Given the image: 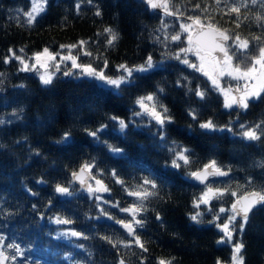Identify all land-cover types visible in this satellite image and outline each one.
<instances>
[{
  "label": "trees",
  "instance_id": "trees-1",
  "mask_svg": "<svg viewBox=\"0 0 264 264\" xmlns=\"http://www.w3.org/2000/svg\"><path fill=\"white\" fill-rule=\"evenodd\" d=\"M77 2L82 5L80 15L75 9ZM172 3L183 13L179 19L166 16L163 11L149 14L141 1L94 0L102 11V16L97 17L87 0H48L47 10L28 26L22 14L29 8L28 0H0V72L4 73L0 77V120L5 121L0 124V236L5 237L6 244L15 243L22 250L17 254L6 249L5 254L16 259L10 258L5 264H119L121 259L125 264H141L142 259L144 264H157L159 258L172 257H175L173 264H216L217 259L230 262L231 246L217 244L221 235L208 221L219 208H229L236 198L226 195L211 199L206 207H200L204 222L193 223L189 219L196 211L192 201L205 186L190 184L185 168L166 166L171 161L168 146L176 142L191 150V170L202 168L213 159L229 170L228 176L206 182L213 188L229 187L240 194L243 189L238 185H246L249 177L255 186H264V169L256 166L264 160V138L247 141L239 136L241 124L264 121V99L253 100L247 110L224 109L220 96L206 79L172 56L186 47L180 24H188L191 21L186 19L188 16H201L205 24L211 23L228 30L232 36L238 34L249 40L251 54L255 55L257 45L264 44V39L259 42L254 39L264 37V22L257 21L255 16L264 15V7L258 3L242 10L241 26L237 28L236 14L225 15L223 3L217 5L215 0H172ZM196 4L200 9L193 11ZM162 20L167 28H162ZM105 27L113 28L119 35L114 46H107ZM176 32L181 33L180 41L165 40V33ZM79 41L87 43L80 46ZM69 44H77L68 52L79 64L91 62L93 67L103 68L107 59L105 71L110 76L119 74L118 64L135 67L149 55L154 67L134 72L132 82L122 85L117 95L75 72L71 76L56 74L52 84L44 86L32 71H18L21 65L15 59L3 63V58L10 55L9 48L27 58L45 47L52 53H63L67 47L60 46ZM85 50L91 55H85ZM241 61L247 64L250 58L240 56L235 62ZM21 84L24 87H19ZM197 86L206 92L205 99L188 91ZM150 93L173 117L165 128L166 141L160 140L155 121L133 115L138 112L137 97ZM189 109L196 110L199 122L211 119L221 128L228 126L233 131L201 130L198 121L188 115ZM112 116L124 119L128 127L121 132L117 122L110 119ZM100 125L106 127L99 133L98 141L84 131ZM66 131L71 133L70 139L57 143ZM109 144L123 151L113 154L108 150ZM85 162L95 165L89 173L95 178L88 184L102 179L110 189L96 195L101 197L100 201L88 197L70 179L72 172ZM113 170L129 188L141 183L144 177L158 185L153 190L158 195L143 202L147 210L138 217L145 221L136 231L147 252L135 246L119 224L100 213L104 209L118 219L131 221L132 217L120 208L140 203L115 182ZM97 171L103 176H97ZM41 180L44 183H38ZM57 183L68 186L72 194H57L54 191ZM114 203L119 207H112ZM157 212L163 218V226L156 220ZM56 217L71 223L57 224ZM218 222L222 223L223 217ZM61 229L80 232L88 239L55 237ZM101 236L131 242V247L113 248ZM235 239L245 245L244 264H264V206L258 207L244 233Z\"/></svg>",
  "mask_w": 264,
  "mask_h": 264
},
{
  "label": "snow or ice",
  "instance_id": "snow-or-ice-1",
  "mask_svg": "<svg viewBox=\"0 0 264 264\" xmlns=\"http://www.w3.org/2000/svg\"><path fill=\"white\" fill-rule=\"evenodd\" d=\"M87 3L95 8L94 15L97 17L102 16V11L100 7L94 4V0H87ZM143 3L148 6L149 9H161L163 10L166 16H175L178 19L183 16L182 11L179 7L173 5L172 0H143ZM217 5L221 3L225 6V15L236 14L235 23L236 27L241 26L240 20L242 15V10H247L249 6H256L258 3L261 7H264V0H215ZM48 0H31V7L24 11L22 14L26 18L25 23L28 26H32L36 21L37 17L47 10ZM81 3L77 2L75 4V9L77 15H80ZM200 9V5L196 4L193 11ZM207 11V9H204ZM186 19L192 21L191 24H180V29L182 32L187 33V43L188 47H181L178 52L174 53L172 58L178 60L180 63L188 66L194 71L200 72L202 75L207 77L211 82L213 88L219 90L224 96V107L231 109L233 106L247 110L249 108L250 102L253 100H262L264 99V44L257 45V52L255 55L251 54L250 44L251 42L247 39H241V37L236 34L232 36L229 34L228 30H222L217 26L207 23L205 24L201 16H188ZM244 19H247V16H244ZM257 21L264 22V15L257 14L255 16ZM19 23V17L17 18ZM162 28H167L168 25L162 20ZM103 33L107 37V46H114L115 41L119 39L118 33L111 27H105ZM100 35V33H97ZM171 40L173 42L181 40V33L176 32L171 35L165 33V40ZM256 41H261L264 37H254ZM157 41L159 38L157 37ZM228 41H232L228 43ZM80 46L86 44V41H79ZM61 48L67 47L69 50L76 48L77 44L61 45ZM21 53L24 51L23 48L19 50ZM10 53L9 56L3 58V63L8 64L11 60L15 59L19 62L21 67L18 71L27 72L36 69V66L39 65L41 68H47L48 61L55 60V57L59 53H52L47 47L42 51L33 53L31 57H22L17 55L15 50L12 48L8 49ZM191 53L196 56L199 64L191 62L188 58V54ZM214 53H219V55H214ZM85 55H91L90 52L85 50ZM240 56H245L250 58V63L245 64L243 61L240 63L235 62L239 59ZM35 63L30 64L27 61L33 60ZM62 60L67 59L72 61V67L80 69L81 75H86L90 78H93L97 81L102 82L104 86L115 91L118 95L121 92L122 85L129 84L132 82V77L134 72H146L149 69L154 67V62L152 56L149 55L145 62L141 65L135 67H129L127 64H118L116 66V71L119 73L117 76H110L105 71L108 67L107 59L103 61V68L93 67L92 63L88 64H79L77 63V58L75 56L61 57ZM57 70H59V65H56ZM39 76L40 83L44 86H49L53 82L54 73L45 71L43 73L37 72ZM4 73L0 72V77ZM65 76L75 75L71 71H65ZM228 76L233 80L245 81L243 87L237 83L235 90L228 88L224 89L221 87L220 77ZM184 79H187L185 77ZM190 83V81H189ZM178 86L180 82L177 81ZM19 87H24L23 84ZM163 91V89H159ZM189 92H194V94L199 97L201 100L205 99L206 92L201 89L200 86H197L195 89L189 88ZM135 104L140 108L139 112H133L134 116L141 117L147 115L150 117V120H154L159 129L157 134L160 137L161 141H166L167 137L165 135V128L167 124L173 122V117L169 115V109L163 104L159 103L155 94H147L144 96L137 97ZM15 116L16 113L14 112ZM188 115L193 121H198V126L201 130L205 131H224L225 128L227 131L232 132L231 127L225 126L221 128L213 120L209 119L206 121L199 122V117L195 109H189ZM110 119L117 122L119 125L120 131L123 132L127 127L128 123L117 116H112ZM5 121L0 120V124H3ZM231 123V122H230ZM106 125H100L96 129H84L85 133L92 137L95 140H99V133L103 131ZM191 127V125L189 126ZM241 131L239 135L247 141H258L264 138V121H261L255 125H240ZM234 135L236 133H233ZM71 133L66 131L63 133L61 140L57 143L66 142L70 139ZM164 145H162L163 147ZM108 150L113 154H120L123 150L114 145H107ZM168 151L171 154V161L166 166L181 169L185 168L187 170V175L192 179L199 181L201 184H204L206 191H203L199 197H196L192 201V206L196 211L189 215V219L195 224L203 223L204 213L200 211L201 205H208L210 200L213 198L222 199L226 195H231L236 199L231 203L230 208L221 207L219 212L213 213L212 219L208 221L209 224L214 225L221 233L222 236L217 240V244H227L232 248L231 264H244L243 249L245 247L242 240H237L235 237L241 235L246 230L249 225L250 218L254 214L258 207L264 206V186H255L254 181L249 177L246 181V185H238V188H242L243 192L238 194L237 191L231 190L229 187L224 188H213L211 185L207 184L206 181L209 176H227L229 170L221 168L216 160H210L208 163L204 164L202 168H197L191 170V165L193 163L191 159V150L183 145L173 142L168 146ZM39 155V153H37ZM258 167L264 169V160L257 162ZM95 167L93 163L85 162L80 166L79 171H73L72 177L74 180H77L83 186L85 184V175L89 174L91 170ZM97 176H103L102 172L97 171ZM112 178L115 182L122 187L128 193L129 196L136 197L140 203H133L130 207L120 208L121 212L129 214L132 219L127 221L125 219H118L115 216L109 214L104 209L100 210L102 216H106L107 219L113 220L115 223L121 225L126 231L129 237H132L135 246L139 247L142 252H147L148 249L145 246V243L140 239V236L137 234V228H142L144 226V219L138 218L140 214L147 209L144 206V201L148 200L151 196H157L158 193L156 190L158 188L155 180L144 177L142 182L129 188L126 186L125 181L122 180L115 170L111 173ZM89 179L95 178L94 176L88 177ZM38 183H44V181H38ZM96 187L94 188L92 184L87 185V191L90 196H93L97 192H110V189L105 185L102 179H95ZM147 186V187H145ZM54 191L59 195H71L69 187L57 183L54 187ZM35 195V193H33ZM97 201L101 200L100 196H95ZM51 203V202H49ZM108 203V201H104ZM116 208L119 207L118 203L111 205ZM35 207V206H34ZM209 212L212 211L211 208L208 209ZM221 213H227L226 219L220 223ZM156 220L161 221V226H163V218L159 212L156 213ZM55 223L57 224H68L71 223L70 220L63 219L60 217L55 218ZM61 235L72 236L78 239H88L87 236H84L80 232L71 231L68 233H62ZM101 240L112 245L113 248H117L118 245L124 248L131 247V242H126L124 240H113L109 236H101ZM78 248H83V245H76ZM6 249H12L17 254H21L22 250L19 245L15 243H5V237L0 236V264H5L10 258L12 260L16 259V256L9 257L5 254ZM67 258V257H66ZM175 257L172 258H159L157 264H173ZM119 264H125V261L121 259ZM141 264H144L143 259ZM216 264H222V261L217 259Z\"/></svg>",
  "mask_w": 264,
  "mask_h": 264
},
{
  "label": "rangeland",
  "instance_id": "rangeland-1",
  "mask_svg": "<svg viewBox=\"0 0 264 264\" xmlns=\"http://www.w3.org/2000/svg\"><path fill=\"white\" fill-rule=\"evenodd\" d=\"M28 2H29V8L31 7V0H28ZM28 8V9H29ZM187 33H185V36H184V39H185V43H186V47H188V43H187ZM185 47V48H186ZM66 50H63V53H59V55H57L56 57H55V60H52V61H48V66H47V68L45 69V68H41L39 65H37L36 66V69H34V70H32V72L35 74V76L36 77H38V79H39V76H38V74H37V72H40V73H43V72H45V71H48V72H50V73H54V75H56V74H59V73H61V74H63V76H65L64 75V72L65 71H71V72H75L77 75H78V77H85V78H90V77H88V76H86V75H81L80 74V69H78V68H73L72 67V61L71 60H67V59H64V60H62L61 59V57H67V56H70V54H69V49L68 48H65ZM188 57H189V60L191 61V62H195V63H197V64H199V61L197 60V58H196V56L195 55H193V54H191V53H189L188 54ZM28 63H30V64H33V63H35V61H34V59L33 60H28L27 61ZM59 65V70H57V67H56V65ZM66 65H68V66H66ZM193 70V69H192ZM194 71V70H193ZM197 74H199L201 77H203V78H205L206 79V81L208 82V84H209V86L220 96V98H221V101H222V107L224 108V109H227V108H225L224 107V101H225V98H224V96L221 94V92L219 91V90H216L215 88H213V86H212V84H211V82L207 79V77H205L204 75H202L200 72H197V71H195ZM119 75V74H118ZM71 76V75H70ZM91 79H93V78H91ZM94 81H96L98 84H100L101 86H103V87H107V86H104L103 84H102V82H100V81H97V80H95V79H93ZM39 82H40V80H39ZM220 83H221V87L222 88H224V89H228V88H231V89H233V90H235V88H236V85H237V83H239L240 84V86L241 87H243V85L245 84V81H239V82H237L236 80H233V79H231L230 77H228V76H222V77H220ZM108 88V87H107ZM112 90V89H111ZM114 91V90H113ZM138 107V106H137ZM233 107H236V106H233ZM238 108V107H237ZM238 109H240V110H243V109H241V108H238ZM140 111V108L138 107V112ZM141 117H143L144 119L146 118V119H148V120H150V117H148L147 115H144V116H141ZM154 121V120H153ZM240 136V135H239ZM241 137V136H240ZM242 138V137H241ZM92 185H93V187L95 188L96 187V184H95V181L93 180L92 181ZM203 191H206V189L204 188L203 190H202V192ZM84 193L88 196V197H95L96 195H98V194H100V193H103V192H97V193H95L93 196H90L89 195V192L87 191V188L84 190ZM202 194V193H201ZM207 205H201V207H206ZM230 208V207H229ZM220 209V208H219ZM219 209H218V212H219ZM226 215H227V213H221L220 214V216L221 217H223V221L226 219ZM214 226V225H213ZM214 228L220 233V235L222 236V233L214 226ZM62 233H68L67 231H65V230H63V229H61V230H58L57 231V233H56V235H55V237H57V238H60V239H63V240H67L68 238H70L71 236H65V235H61ZM231 256H232V248H231V254H230V264H231Z\"/></svg>",
  "mask_w": 264,
  "mask_h": 264
},
{
  "label": "water",
  "instance_id": "water-1",
  "mask_svg": "<svg viewBox=\"0 0 264 264\" xmlns=\"http://www.w3.org/2000/svg\"><path fill=\"white\" fill-rule=\"evenodd\" d=\"M134 1H141L142 4L144 5V7L146 8V10H147V12H148L149 14H151V13H159V12L163 11V10H161V9H155V10L149 9L148 6H147L146 4L143 3V0H134ZM191 23H192V21H189V22H188V24H191ZM214 55H219V53H214ZM79 169H80V168H79ZM79 169L77 170V172L79 171ZM227 176H228V175H227ZM88 177H89V174L85 175V177H84V179H85V184H84L83 186L81 185V183H80L79 181L73 179L72 174H71V176H70V179H71V181H72V183H73L74 185H76V186H77L78 188H80L81 190H84V189L87 188L88 181L90 180ZM224 177H226V176H209L208 179H207V181H209L210 179H222V178H224ZM207 181H206V182H207ZM188 182H189L190 184L194 185V186H203V185H204V184H201L199 181H197V180H195V179H192L191 177L188 178ZM233 202H234V201H233ZM118 227H119L120 230H122L123 232H126V233H127V231H126L121 225H119ZM222 264H226V263H222ZM228 264H229V263H228Z\"/></svg>",
  "mask_w": 264,
  "mask_h": 264
}]
</instances>
